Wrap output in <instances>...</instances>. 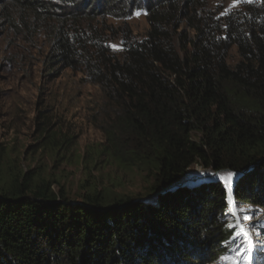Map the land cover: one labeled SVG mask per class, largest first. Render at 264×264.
<instances>
[{
  "label": "trees",
  "instance_id": "trees-1",
  "mask_svg": "<svg viewBox=\"0 0 264 264\" xmlns=\"http://www.w3.org/2000/svg\"><path fill=\"white\" fill-rule=\"evenodd\" d=\"M16 1L56 24L49 64L82 67L100 90L123 141L119 161L154 178L145 198L199 164L237 173L234 204L264 209V0L234 10L219 0ZM137 13L148 30L140 40L125 33L119 55L80 30ZM138 200L2 187L0 264H215L227 254L236 228L220 183Z\"/></svg>",
  "mask_w": 264,
  "mask_h": 264
},
{
  "label": "rangeland",
  "instance_id": "rangeland-1",
  "mask_svg": "<svg viewBox=\"0 0 264 264\" xmlns=\"http://www.w3.org/2000/svg\"><path fill=\"white\" fill-rule=\"evenodd\" d=\"M245 1L219 0L217 6L234 10ZM55 26L35 19L16 0H0V189L13 183L50 184V190L62 192L70 202L96 193L144 199L154 178L147 170L119 161L125 156L123 141L113 117L105 114L107 106L98 87L87 82L80 66L70 70L49 64ZM80 30L119 55L124 34L140 40L148 25L144 14L137 13L125 20L84 21ZM238 59L232 47L227 63L233 66ZM189 172L220 174L204 176L197 183L217 182L224 188L228 182L231 191L239 176L229 169L214 171L199 164ZM228 173L233 174L230 180ZM233 210L235 216L227 206L226 216L236 233L243 228L251 245L258 242L264 231V209L234 204ZM234 237L227 254L215 264H251L252 257L264 260L260 248L253 254L255 246L245 253L249 247L245 235ZM238 244L244 245L239 251Z\"/></svg>",
  "mask_w": 264,
  "mask_h": 264
},
{
  "label": "water",
  "instance_id": "water-1",
  "mask_svg": "<svg viewBox=\"0 0 264 264\" xmlns=\"http://www.w3.org/2000/svg\"><path fill=\"white\" fill-rule=\"evenodd\" d=\"M215 173L212 175L214 176ZM212 176L210 178H212ZM208 178V177H206ZM208 178V179H210ZM203 180L201 177H188V172L181 178H179L178 180L170 183L168 186L164 187L163 189L159 190L158 192H156L154 195L152 196H148L144 199H140L138 200L139 202L142 201H147L149 199H152L154 197H156L157 195H159L160 193H164V192H168V191H172L175 189H181V188H189L195 184H197L198 181ZM227 193V197H228V190H225ZM231 196H232V191H231Z\"/></svg>",
  "mask_w": 264,
  "mask_h": 264
},
{
  "label": "snow or ice",
  "instance_id": "snow-or-ice-1",
  "mask_svg": "<svg viewBox=\"0 0 264 264\" xmlns=\"http://www.w3.org/2000/svg\"><path fill=\"white\" fill-rule=\"evenodd\" d=\"M232 175H233L232 173H228L229 180L231 179ZM221 179L223 180L224 178L221 177ZM224 188L228 189V202H227L228 210H229V212H231L232 215L235 216L236 212L233 210L234 202H233V199H232V196H231V185H230V183L225 182ZM241 211H242V209H241ZM239 224H240V218L237 217L236 226H239ZM229 227H234V226L233 225H229ZM242 234L245 235L244 244H248V246H249L248 248H245V253H246L251 248V241H250V238L248 237L247 233L245 232V230L243 228H241L240 232L236 233V236L238 237V236H240ZM234 239H235V237H234ZM243 246H244L243 244H238L236 250L239 251V249L241 247H243Z\"/></svg>",
  "mask_w": 264,
  "mask_h": 264
},
{
  "label": "bare ground",
  "instance_id": "bare-ground-1",
  "mask_svg": "<svg viewBox=\"0 0 264 264\" xmlns=\"http://www.w3.org/2000/svg\"><path fill=\"white\" fill-rule=\"evenodd\" d=\"M194 174H197V173H191V172H189L188 173V177H193V176H195ZM204 176H207L208 178H210L212 175H210V174H198L197 176H195L194 178H196V177H201L202 179H205V177ZM220 177V174L219 175H215V178L216 177ZM204 177V178H203ZM213 177V176H212ZM219 179V178H218ZM224 181V180H223ZM256 244V245H255ZM252 246H255V247H253V248H251L252 249V251H253V254H255V252L256 251H259V249H257L256 250V248H260V251H263L264 252V250H262L263 248H264V236H261V237H259V239H258V242H256V243H254V244H252L251 245V247ZM251 251V252H252ZM259 253H261V254H264V253H262V252H259ZM264 256V255H263ZM261 259H262V257H261ZM263 260V259H262ZM251 264H264V260L263 261H258L257 262V260L256 259H254V257H252V259H251Z\"/></svg>",
  "mask_w": 264,
  "mask_h": 264
}]
</instances>
